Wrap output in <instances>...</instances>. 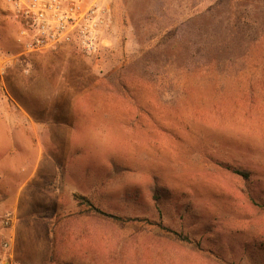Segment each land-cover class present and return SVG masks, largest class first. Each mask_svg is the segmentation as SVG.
I'll return each instance as SVG.
<instances>
[{
  "label": "rangeland",
  "instance_id": "rangeland-1",
  "mask_svg": "<svg viewBox=\"0 0 264 264\" xmlns=\"http://www.w3.org/2000/svg\"><path fill=\"white\" fill-rule=\"evenodd\" d=\"M99 1L93 55L0 46L42 153H70L19 232L0 218V264H264V0Z\"/></svg>",
  "mask_w": 264,
  "mask_h": 264
},
{
  "label": "crops",
  "instance_id": "crops-1",
  "mask_svg": "<svg viewBox=\"0 0 264 264\" xmlns=\"http://www.w3.org/2000/svg\"><path fill=\"white\" fill-rule=\"evenodd\" d=\"M19 26L9 18L0 22V46L10 51H18ZM67 47V46H66ZM54 54L33 57L38 63ZM37 70L35 71V73ZM34 73V74H35ZM17 67L7 72L5 84L17 99V103H8L2 93L0 81V216L14 214L11 228L13 234L22 228L21 221L26 206L34 205L35 199L46 198V190L57 187V183H66L61 165L57 158L69 157L70 153H42L40 145V117L22 100V92L28 88L26 78ZM20 80V83H18ZM64 161L63 163H66ZM56 194L52 193V196ZM58 200V199H57ZM62 204L61 201L52 203Z\"/></svg>",
  "mask_w": 264,
  "mask_h": 264
},
{
  "label": "built area",
  "instance_id": "built-area-1",
  "mask_svg": "<svg viewBox=\"0 0 264 264\" xmlns=\"http://www.w3.org/2000/svg\"><path fill=\"white\" fill-rule=\"evenodd\" d=\"M9 18L19 26L21 55L42 53L58 47H72L87 55L99 51L111 20L106 2L95 0H0V22ZM14 59L0 50V81L5 99L8 67ZM5 227L13 213L0 216ZM9 247V242L4 244Z\"/></svg>",
  "mask_w": 264,
  "mask_h": 264
},
{
  "label": "trees",
  "instance_id": "trees-1",
  "mask_svg": "<svg viewBox=\"0 0 264 264\" xmlns=\"http://www.w3.org/2000/svg\"><path fill=\"white\" fill-rule=\"evenodd\" d=\"M226 168H228L229 170H231L233 173H236V174H239L243 177H248V173L244 172V171H241L235 167H231V166H226ZM179 238H181L182 240H187L186 238L183 239V237H181V235L178 236Z\"/></svg>",
  "mask_w": 264,
  "mask_h": 264
}]
</instances>
